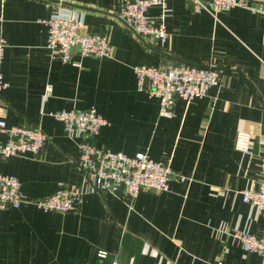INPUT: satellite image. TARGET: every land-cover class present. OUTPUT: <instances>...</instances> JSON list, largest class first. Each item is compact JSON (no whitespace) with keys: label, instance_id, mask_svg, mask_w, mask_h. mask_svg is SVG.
<instances>
[{"label":"crops","instance_id":"obj_1","mask_svg":"<svg viewBox=\"0 0 264 264\" xmlns=\"http://www.w3.org/2000/svg\"><path fill=\"white\" fill-rule=\"evenodd\" d=\"M252 2L257 11L233 7L213 16L193 13L188 0H166L168 38L161 43L122 24L120 0H0L8 82L0 118L47 136L36 155L0 157V174L14 175L27 198L83 186L76 139L49 113L93 107L106 120L93 145L145 152L186 177L131 198L87 189L71 212L25 203L0 210V264L260 263L259 253L244 251L231 235L243 230L264 238V214L239 194L264 179V0ZM147 13L157 16L159 8ZM52 15L80 16L81 33H104L109 56H80L76 49L67 61L52 56L41 22ZM175 64L213 68L220 81L205 96L174 97L171 115L161 116L158 100L136 88L132 66ZM239 131L250 136L249 154L234 148Z\"/></svg>","mask_w":264,"mask_h":264},{"label":"built area","instance_id":"obj_2","mask_svg":"<svg viewBox=\"0 0 264 264\" xmlns=\"http://www.w3.org/2000/svg\"><path fill=\"white\" fill-rule=\"evenodd\" d=\"M193 13L207 11L213 16L233 7L257 11L252 0H188ZM151 6L159 8L157 16L147 13ZM168 11L166 0H120L119 18L122 24L139 37H146L164 43L168 38L164 18ZM46 27L45 47L48 52L67 61L73 49L80 56H109L110 45L104 33H81L82 18L52 15L41 20ZM4 41L0 39V93L8 87L4 79L1 64ZM136 88L144 90L148 96L158 100L159 114L171 115L174 97L190 100L206 95L210 87L218 86L220 74L209 67L191 64H175L166 67L134 65ZM49 92L46 87L45 94ZM55 120L61 122L64 133L76 139L78 156L76 165L82 174L84 185H64L50 194L27 198L20 189V183L14 175L0 174V210L18 208L21 204H31L42 212H71L78 208L81 195L87 189L93 191L109 190L124 198H131L141 189L148 188L156 192L168 190L172 178L186 180L185 176L173 173L170 165L156 161L145 152L127 155L120 151L96 147L90 139L97 134L106 120L95 108L62 109L50 112ZM5 136L2 140L1 137ZM46 134L37 126L6 125L0 118V157L16 153L36 155ZM234 148L240 152L250 153V136L239 131L234 137ZM241 201L264 214V179L255 189L239 191ZM231 235L238 239L242 249L261 255L259 264H264V238H257L246 231H234ZM96 256L104 258L106 252L97 250ZM111 264H117L115 258ZM216 264H222L217 262Z\"/></svg>","mask_w":264,"mask_h":264}]
</instances>
